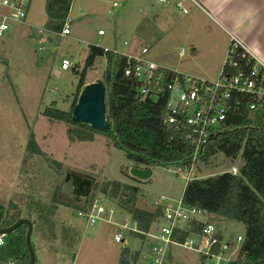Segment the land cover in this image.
Returning <instances> with one entry per match:
<instances>
[{"label": "rangeland", "instance_id": "1", "mask_svg": "<svg viewBox=\"0 0 264 264\" xmlns=\"http://www.w3.org/2000/svg\"><path fill=\"white\" fill-rule=\"evenodd\" d=\"M112 2L118 6L111 7ZM131 5L130 0H72L66 18L69 34L58 37L44 28L47 22L44 0H30L26 24L14 25L0 41V206L3 211L15 204L17 214L25 215L26 205L32 201L50 206V198L57 188L75 204L84 206V197L77 193V185L86 182L89 192L91 179L97 185L92 203L110 206L114 211L109 221L99 220L86 226L76 216V210L55 206L51 216L52 234L44 228L37 230L35 213H30L29 219L36 223L30 236L35 264H117L123 249L129 252L128 264H144L149 243L118 229L132 224L127 213L129 206H122L126 192L120 191L112 198L99 192L103 183L119 181L135 186L138 192L134 205L150 209L160 197H163L161 203L174 205L181 196L185 180L231 173L232 167L236 175L241 164L238 157L230 160L217 153L206 165L195 160L188 171L172 166L152 167L151 181L140 182L125 174L132 165L125 159L124 152L112 148L106 138L94 134L90 142L71 143L64 135L67 125L42 114L46 108L69 110L76 92L74 69L80 71L88 45L122 55H139L131 50V44L138 41L148 48L147 54L142 56L146 60L180 72H186L191 66V71H187L190 75L209 81L217 78L219 62L205 60L202 52L188 60L187 45L175 39L182 32L178 25L186 15L179 12L172 17L165 14L153 19L147 11L139 24L129 20ZM139 5L151 6V10L156 8L152 0H139ZM80 9L83 13L78 12ZM98 31L102 36H98ZM205 32H211V28ZM151 36H155L156 44L155 40H148ZM158 49L167 51L168 56L161 58L157 55ZM179 49L184 51L182 57L177 55ZM61 59H67L71 67L61 71ZM198 65L202 66L199 69L207 66L210 71L194 70ZM103 69L104 58L96 57L83 83L101 80ZM30 133L44 158L25 151ZM51 160L60 167L49 163ZM206 220L224 240L234 241L243 231L239 223L218 216L208 214ZM155 227L153 224L150 229ZM117 232H121V243L112 239ZM168 251L173 264H200L197 254L177 247H168ZM230 251L227 258L232 261L235 252ZM134 253L137 257L132 261Z\"/></svg>", "mask_w": 264, "mask_h": 264}, {"label": "trees", "instance_id": "2", "mask_svg": "<svg viewBox=\"0 0 264 264\" xmlns=\"http://www.w3.org/2000/svg\"><path fill=\"white\" fill-rule=\"evenodd\" d=\"M71 0H44V12L47 17L45 30L59 33L65 24ZM96 57L104 58L101 82L104 86V117L107 129L97 131L88 126L73 123L71 110L78 93L84 85V76L92 67ZM133 59L124 55L88 45L80 71L77 75L76 92L67 112L46 108L42 114L50 119L67 125L64 135L69 142H90L93 135L106 138L112 148L124 152V157L134 166L142 168L168 166L180 171H188L193 162L190 159L193 147L185 138L181 126L165 123L167 93L164 84L174 77H180L166 69L156 70L153 83L144 97L138 93L139 83L132 76H124L123 70L132 65ZM161 80L157 79V76ZM202 154L196 159L206 165L217 153L241 164L237 174L228 172L205 178H193L185 182L180 196V203L186 207H195L207 214L218 216L242 226L241 241L235 259L228 264H264V107L256 112L233 110L227 114ZM25 151L31 155L45 157L36 146L33 135H28ZM55 167L59 163L49 161ZM91 181V190L84 199V206H78L65 193L57 189L50 198V206L38 202L26 205L25 216L35 213L37 230L45 229L52 234L51 216L55 206H63L76 211H86L93 202L96 183ZM120 191L126 192L122 206H129L127 213L131 221L141 232H147L161 217L162 208H140L134 205L138 189L135 186L118 181H105L99 192L115 198ZM18 207L10 204L3 211L0 206V227L10 225L17 214ZM11 212V213H10ZM36 224V225H35ZM201 223L195 222L191 231L198 232ZM24 226H19L4 236V245L0 248V263L13 260L17 264H26L27 254L23 241ZM138 237L141 235L134 234ZM185 232L174 234L173 238L181 241ZM129 252L123 249L119 253L117 264H128ZM137 253L132 255L135 261Z\"/></svg>", "mask_w": 264, "mask_h": 264}, {"label": "built area", "instance_id": "3", "mask_svg": "<svg viewBox=\"0 0 264 264\" xmlns=\"http://www.w3.org/2000/svg\"><path fill=\"white\" fill-rule=\"evenodd\" d=\"M29 1L0 0V41L14 25L26 24ZM175 6L179 7V3H175ZM68 33L65 23L60 32L54 35L61 37ZM97 34L101 32L98 31ZM146 52L145 47L139 48L140 55ZM131 59L134 63L123 70V75L132 76L138 81V93L144 97L151 85L156 86V83L152 82L156 70L164 68L144 58ZM69 67L71 63L67 59L60 60L61 71ZM173 73L180 77H174L164 84L167 93L165 123L184 128L185 138L193 147L190 156L193 163L202 154L228 113L236 109L245 113L256 112L264 107V63L256 59L234 37H229L221 67L214 81ZM157 79L161 80V77L158 75ZM235 172L236 169L232 167L230 174L234 175ZM158 201L153 202V205L162 208V215L154 223L156 227L153 230L141 232L133 221L131 227H118L121 231L141 235L142 239L149 243L144 264H173L168 247H177L197 254L200 264H228L231 262L227 258L230 250L235 252L236 257L241 235H237L234 241L224 240L215 226L206 220L208 214L205 211L183 206L180 199L174 205L161 203L163 197L158 198ZM112 214L113 209L110 206L98 205L95 202L86 211L76 212V216L86 226H92L99 220L109 221ZM195 222L202 224L198 232L191 231ZM179 232L186 233L181 241L173 238V235ZM4 236L0 235V248L4 245ZM112 239L115 243H121V232L115 233ZM0 264L17 263L5 260Z\"/></svg>", "mask_w": 264, "mask_h": 264}, {"label": "crops", "instance_id": "4", "mask_svg": "<svg viewBox=\"0 0 264 264\" xmlns=\"http://www.w3.org/2000/svg\"><path fill=\"white\" fill-rule=\"evenodd\" d=\"M130 1H132V5L128 12V17L129 20L133 19L135 23L138 22L140 24L144 20L143 17L146 16L147 11L153 19L158 17L162 18L165 14H169L170 17H172L179 12L186 15V17L182 18L183 21L178 25L180 26V29H182V32L178 35V37H175V39L180 40L182 44L187 45L188 49L186 51V55L188 60L194 59V56L197 53L202 52V55H204V57L206 56L205 60H215L216 63L219 62L220 69L221 62L229 43V37H234L256 59L264 63V0H163L162 2L152 0L156 7L153 10H151V6L148 7L147 5H139V0ZM175 3H179V7H176ZM117 6L118 4L115 2L111 3V7ZM181 9L185 12H182ZM78 12L83 13V10L80 9ZM209 28H211V32L206 34L205 31ZM98 36H102V34H98ZM211 38L212 41H210ZM148 40L150 42H154L155 36L149 37ZM140 47H145L148 52V48L144 45H140L138 41H134V43L131 44V50L133 53L139 52ZM103 49L106 50V48ZM158 51L157 55L161 58L168 56V54L165 53L167 51L162 52L161 49H158ZM147 52L144 55H146ZM84 53H86V50H84ZM177 55L178 57H182L184 55V51L179 49L177 51ZM124 56L131 58H143V55L131 53L125 54ZM148 60L153 62V60ZM158 66L180 75L203 78L188 74L187 71H191V66L187 67L186 72H180L176 69H171L161 65ZM201 67L202 66L198 65V67L194 70L203 71L204 73L210 71L207 66L205 69L203 68V70L199 69ZM129 163L134 166L131 162ZM150 169L151 168H149V171ZM150 181L151 179L149 182Z\"/></svg>", "mask_w": 264, "mask_h": 264}, {"label": "water", "instance_id": "5", "mask_svg": "<svg viewBox=\"0 0 264 264\" xmlns=\"http://www.w3.org/2000/svg\"><path fill=\"white\" fill-rule=\"evenodd\" d=\"M54 73L57 74V71ZM70 120L73 123L88 126L97 131L107 129L104 117V86L100 80H94L82 86L71 110ZM125 174L141 182H149L150 180V171L146 168L132 166ZM77 187V193L85 197L88 193L87 183L81 181ZM19 226H24L23 241L27 254L26 264H34V251L30 241L32 222L29 218L23 214L18 215L10 225L0 227V235H6Z\"/></svg>", "mask_w": 264, "mask_h": 264}]
</instances>
